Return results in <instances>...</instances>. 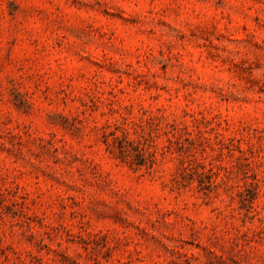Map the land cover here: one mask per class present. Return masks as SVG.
<instances>
[{
  "label": "rangeland",
  "instance_id": "1",
  "mask_svg": "<svg viewBox=\"0 0 264 264\" xmlns=\"http://www.w3.org/2000/svg\"><path fill=\"white\" fill-rule=\"evenodd\" d=\"M0 264H264V0H0Z\"/></svg>",
  "mask_w": 264,
  "mask_h": 264
}]
</instances>
